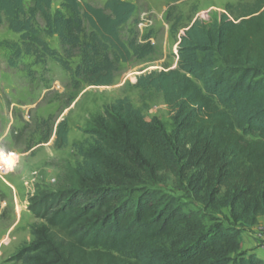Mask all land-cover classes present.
I'll return each mask as SVG.
<instances>
[{"label": "trees", "instance_id": "1", "mask_svg": "<svg viewBox=\"0 0 264 264\" xmlns=\"http://www.w3.org/2000/svg\"><path fill=\"white\" fill-rule=\"evenodd\" d=\"M59 1L66 14L51 13L52 0H0V26L19 37L10 67L22 56L34 65L50 59L70 87H105L121 64L154 53L132 31L121 36L133 3ZM41 35L56 37L60 48ZM176 59L175 68L141 74L134 83L161 96L171 131L146 120L127 98L107 106L87 130L94 144L79 149L72 186L37 188L28 199V212L41 223L10 261L119 264L118 255L130 254L135 264H264V250L240 251L237 229L197 234L202 212L184 211L156 188L170 175L200 203L222 197L240 226L264 215V0H253L235 19L193 21L179 37ZM66 143L60 123L56 144Z\"/></svg>", "mask_w": 264, "mask_h": 264}, {"label": "rangeland", "instance_id": "2", "mask_svg": "<svg viewBox=\"0 0 264 264\" xmlns=\"http://www.w3.org/2000/svg\"><path fill=\"white\" fill-rule=\"evenodd\" d=\"M83 1L101 6L106 0ZM123 1L133 3L136 10L121 27L122 38L127 39L132 31L139 42L147 39L154 53L121 64L110 86L81 85L74 89L67 74L50 59L34 65L31 58L22 56L10 67L11 45L19 43V37L5 24L0 26V264H22L10 258L32 241L31 228L41 223L28 212V199L37 188L55 191L72 186L74 170L82 164L79 149L94 144L87 134L93 120L116 100L127 98L146 120L156 118L170 132L172 123L161 96L136 89V78L175 68L177 42L193 21L210 26L223 14L235 19L241 9L253 4V0ZM227 6L232 8L227 10ZM55 11L66 14L59 0H52L51 13ZM41 36L51 48H60L56 37ZM60 123L67 132L64 146L56 144ZM156 188L177 198L184 211L202 212L203 219L195 228L197 234L237 229L241 252L264 250V215L255 225L240 226L230 208L223 206L222 197L200 203L188 192L180 191L170 175ZM117 261L135 264L130 254L118 255Z\"/></svg>", "mask_w": 264, "mask_h": 264}, {"label": "crops", "instance_id": "3", "mask_svg": "<svg viewBox=\"0 0 264 264\" xmlns=\"http://www.w3.org/2000/svg\"><path fill=\"white\" fill-rule=\"evenodd\" d=\"M258 251H260V250H258Z\"/></svg>", "mask_w": 264, "mask_h": 264}]
</instances>
